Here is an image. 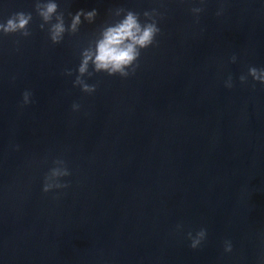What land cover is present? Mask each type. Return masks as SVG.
Returning <instances> with one entry per match:
<instances>
[{
  "label": "clouds",
  "instance_id": "clouds-1",
  "mask_svg": "<svg viewBox=\"0 0 264 264\" xmlns=\"http://www.w3.org/2000/svg\"><path fill=\"white\" fill-rule=\"evenodd\" d=\"M203 3V0H201ZM35 12L42 20L39 25L41 30L45 29L47 25V32L49 39L53 44H59L65 33L74 35L79 29L78 25L81 24V16L86 20L92 21L97 16V10L92 9L85 12L83 9L78 10L75 15L71 17V23L66 26L64 14L58 11L59 5L55 0H36ZM126 11L125 17L117 22L114 26H109L103 32V39L98 43L96 52L93 54L90 50L85 49L81 53V62L78 66L74 86H79L85 93L91 94L96 91V85L88 84L84 79V74L88 73L91 77L94 73L105 72L109 76L119 75L120 77L127 78L129 75L135 74L136 69L139 67L138 60L141 55V50L147 49L157 43V36L160 34L158 27L159 15L155 10L152 12H144L143 16L146 18L141 22L140 13L132 10ZM191 11L196 14L198 22V14L203 11L200 7L192 8ZM222 14V9L217 12V15ZM33 16L31 12H16L13 13L6 22H0V33L3 35H12L19 33L23 37L31 35L29 25ZM235 56L232 57V62H235ZM89 61L94 64L93 72L88 71ZM67 75H72V70H66ZM248 75L254 81H259L264 84V68L257 69L256 67H249ZM242 83L247 81V77L240 76ZM226 86L231 88V77L228 78ZM32 93L25 90L22 94L23 104L30 103ZM80 105L74 103L72 105L73 111L79 110ZM55 165L44 176L42 191L44 193L52 192L56 189H65L69 184L62 182V178L71 175L67 166V162L62 158H57L53 161ZM180 227V226H178ZM206 229L201 228L195 236L191 232L188 233V238L191 241L190 247L196 249L200 246L201 242L206 237ZM224 251L231 252L232 244L230 241L224 242Z\"/></svg>",
  "mask_w": 264,
  "mask_h": 264
}]
</instances>
